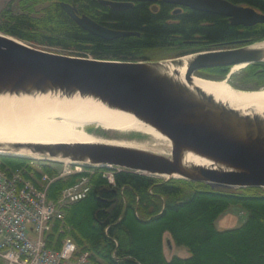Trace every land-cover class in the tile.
<instances>
[{"label":"trees","instance_id":"obj_1","mask_svg":"<svg viewBox=\"0 0 264 264\" xmlns=\"http://www.w3.org/2000/svg\"><path fill=\"white\" fill-rule=\"evenodd\" d=\"M42 0H22L24 10L15 12L8 4L0 14V32L42 47L58 48L78 57L121 61H153V52L175 57L188 51L233 47L236 41L264 40V23L233 26L227 17L184 9L158 2H137L127 10H114L99 0H66L80 14L110 28L137 32L112 41L81 28L54 2L37 15ZM264 13V0H228ZM231 45V46H229ZM74 53L75 55L71 54ZM230 67L213 69L225 75ZM245 79L264 84V63L245 68ZM7 167L20 170L32 180L41 179L30 159L0 157ZM49 174L55 171L43 166ZM101 169L92 176L88 195L64 209L47 234L51 247L60 248L71 237L79 250L89 252L94 264H264V189L214 188L185 179H159L122 169L112 181ZM79 175L54 181L49 198L56 199ZM232 206L248 213L237 227L220 230L217 221ZM185 247L186 255L165 250ZM172 246V245H171Z\"/></svg>","mask_w":264,"mask_h":264},{"label":"water","instance_id":"obj_2","mask_svg":"<svg viewBox=\"0 0 264 264\" xmlns=\"http://www.w3.org/2000/svg\"><path fill=\"white\" fill-rule=\"evenodd\" d=\"M157 1L99 0L114 10L130 9L136 2ZM162 1L176 7L174 15L186 8L227 17L233 26L264 23L263 12L228 0ZM60 5L81 28L104 40L140 35L102 25L80 14L69 2ZM263 43L236 41L233 47L172 59L121 61L49 51L0 32V96L90 98L134 116L162 135L169 145L165 151L132 141L102 139L92 132L100 141L0 142V157L113 166L167 180L203 182L214 188H264V114L243 113L193 83L199 70L264 63ZM170 64L175 68L172 71ZM184 67L186 82L177 70ZM188 156L202 163L188 162ZM168 244L172 247L171 240Z\"/></svg>","mask_w":264,"mask_h":264},{"label":"bare ground","instance_id":"obj_3","mask_svg":"<svg viewBox=\"0 0 264 264\" xmlns=\"http://www.w3.org/2000/svg\"><path fill=\"white\" fill-rule=\"evenodd\" d=\"M264 46L263 44H260ZM187 58H183L185 61ZM246 67H232V72ZM174 68L170 64V70ZM180 79L186 82V68H178ZM193 83L217 100L229 104L243 113L264 114V88L256 91L235 89L224 81L193 77ZM90 125L105 130L129 133L138 131L165 140L153 128L134 116L112 110L98 101L61 97L59 95H37L33 97L0 96V142L3 143H94L100 141L87 131ZM188 162L202 163L188 156Z\"/></svg>","mask_w":264,"mask_h":264},{"label":"built area","instance_id":"obj_4","mask_svg":"<svg viewBox=\"0 0 264 264\" xmlns=\"http://www.w3.org/2000/svg\"><path fill=\"white\" fill-rule=\"evenodd\" d=\"M85 167L66 163L58 178L81 176L58 198L50 199L53 179L32 180L0 161V264H94L90 253L79 250L73 238H65L58 249L47 240L54 222L64 218V209L91 191L86 174L90 169Z\"/></svg>","mask_w":264,"mask_h":264},{"label":"rangeland","instance_id":"obj_5","mask_svg":"<svg viewBox=\"0 0 264 264\" xmlns=\"http://www.w3.org/2000/svg\"><path fill=\"white\" fill-rule=\"evenodd\" d=\"M21 1L22 0H0V14H1V11L8 4L12 5V8L14 9L15 12H21L22 10H24V8L22 7ZM54 2L61 3V2H66V0H42L35 7L34 11L36 12L37 15H40V13L42 12L43 9L49 7ZM27 43L31 44L33 46L45 49V50L54 51V52L63 53V54H70L69 52L65 53V51L58 49V48H48L45 46L42 47V46L30 43V42H27ZM204 51H206V50H204ZM193 52H194L193 50H190L186 54H190ZM197 52H200V51H197ZM71 54L75 55L74 53H71ZM75 56H77V54ZM152 56L155 60H165V59L176 58L175 55H173L169 52H157L156 51V52H153ZM245 68L246 67H244L241 70L232 72V67H231L228 69V71L226 72L225 75H217L216 72L212 71L211 74H209V75L197 73V76L204 78V79H208V80H214V81L226 80L231 87H233L235 89H240V90L254 91V90L263 89L264 84L258 85L255 82H250V81H247L245 79ZM87 131L89 133L93 132L97 137L102 138V139L119 140V141H132V142H134L136 144H140L144 147L161 148L165 151L169 149V145L167 144L166 141L156 139L153 136H151L150 134H146V133H142V132L132 131L129 133H121V132H117V131L105 130L104 128L99 127V126L97 127L96 125L88 126ZM30 160H31L32 164L38 170L41 171V181H42L44 176L46 177L44 183H47L52 179L54 181L60 179V178H58L59 174H61L64 171L65 164L69 163L68 161H57V160H49V159H42V158H31ZM43 166H49L50 168H52L55 171V173L54 174L47 173L45 170H43ZM85 168L90 169V171L89 172L87 171L86 174H88L91 179H92V176L94 174H97V169H101L102 170L101 173H102L103 177L109 179L110 181L113 180L110 177L114 178L116 171L122 170L121 168L111 167V166L110 167H102V168H95V167H85ZM105 173L107 176H104ZM74 175H79V177L81 176V174H74ZM66 177H69V176H66ZM66 177H63V178H66ZM155 177H157V176H155ZM158 178L159 179H166V177H158ZM90 183L92 186L91 180H90ZM229 213L234 216L232 218V220L230 222H228L229 227H223V225L221 224L222 222L218 221L217 227L220 230H223L224 228L237 227V226L243 224L248 217V213L238 206H232L230 208V210L225 213V215H228ZM229 216L230 215H228V217ZM171 245H172L171 249H173L171 251V253H169L170 250L169 251L165 250V252L169 258L171 257L172 253H176L178 255H186L189 253L185 247H175L173 242H171Z\"/></svg>","mask_w":264,"mask_h":264},{"label":"crops","instance_id":"obj_6","mask_svg":"<svg viewBox=\"0 0 264 264\" xmlns=\"http://www.w3.org/2000/svg\"><path fill=\"white\" fill-rule=\"evenodd\" d=\"M230 209H228L227 210V212L229 211ZM228 215H230L229 217H228ZM228 215H222L220 218H219V220L218 221H220V222H222L221 224L223 225V227H229L228 225H229V223L228 222H230L231 220H232V218L234 217L233 215H231L230 213L228 214ZM217 221V222H218ZM225 229V228H224Z\"/></svg>","mask_w":264,"mask_h":264},{"label":"flooded vegetation","instance_id":"obj_7","mask_svg":"<svg viewBox=\"0 0 264 264\" xmlns=\"http://www.w3.org/2000/svg\"><path fill=\"white\" fill-rule=\"evenodd\" d=\"M160 1V0H159ZM159 1H157V2H155V3H153V7L155 6V7H158V2ZM70 3V2H69ZM137 3V2H136ZM135 3V4H136ZM71 4H73V5H75L74 3H71ZM76 6V5H75ZM176 8V7H175ZM153 61H157V60H153ZM225 68V67H224ZM213 69H215V68H212V69H203V70H199V71H197V73H202V74H207V75H209V74H211V72L213 71Z\"/></svg>","mask_w":264,"mask_h":264}]
</instances>
